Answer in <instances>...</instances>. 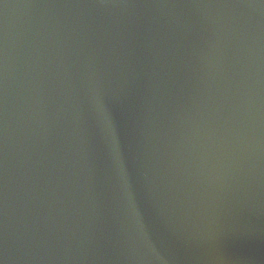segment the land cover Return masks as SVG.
Returning a JSON list of instances; mask_svg holds the SVG:
<instances>
[{"label": "water", "instance_id": "obj_1", "mask_svg": "<svg viewBox=\"0 0 264 264\" xmlns=\"http://www.w3.org/2000/svg\"><path fill=\"white\" fill-rule=\"evenodd\" d=\"M0 264H264V0H0Z\"/></svg>", "mask_w": 264, "mask_h": 264}]
</instances>
